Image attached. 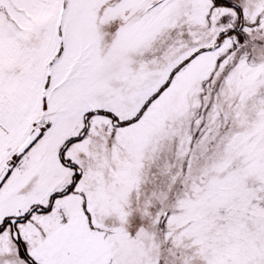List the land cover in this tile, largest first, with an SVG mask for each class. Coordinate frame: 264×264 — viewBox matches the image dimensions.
<instances>
[{
    "label": "snow or ice",
    "instance_id": "1",
    "mask_svg": "<svg viewBox=\"0 0 264 264\" xmlns=\"http://www.w3.org/2000/svg\"><path fill=\"white\" fill-rule=\"evenodd\" d=\"M0 264H264V0H0Z\"/></svg>",
    "mask_w": 264,
    "mask_h": 264
}]
</instances>
